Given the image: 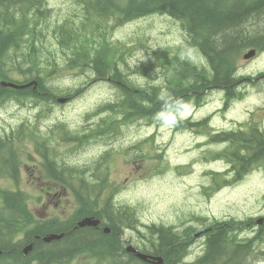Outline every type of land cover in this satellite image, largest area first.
Returning <instances> with one entry per match:
<instances>
[{
  "label": "trees",
  "instance_id": "1",
  "mask_svg": "<svg viewBox=\"0 0 264 264\" xmlns=\"http://www.w3.org/2000/svg\"><path fill=\"white\" fill-rule=\"evenodd\" d=\"M76 4L79 7L72 16L56 22L47 0H0V79H11V72L19 71L37 73L40 81L37 89L32 86L13 90L0 85V100L10 90L20 97L36 98L34 100L42 104L73 95L72 92L60 93L56 85H47L48 78L40 75L45 68L50 72V67L64 66L59 65L62 62L55 54L67 59L68 68L82 71L91 68L96 73L93 78L109 82L119 94L97 109L95 113L106 112L108 116L86 130L91 132L84 142L103 139L101 137L109 140L108 135L117 134L119 123L127 120L144 117L157 120L163 106L158 99L162 93L182 98L186 109L194 103L201 104L205 95L213 90L225 92L228 101L242 96L239 88L252 80V76L239 73L238 61L247 49H264V0H76ZM152 14H167L180 21L187 34L186 44L195 48L202 59L201 62L194 60L185 45L153 50V56L135 70L146 75L163 70V74L149 76L154 80L159 77L156 83L134 85L127 72L130 67L127 55L131 48L122 43L117 45L110 35L116 27ZM57 40L59 46L56 47ZM46 52L54 57L45 63L42 61ZM117 113L121 116L119 121L110 117ZM207 120L183 119L177 127L206 130ZM61 127L68 131L64 125ZM23 131L24 125L16 131L0 133V183L1 178L20 180L19 144L28 136ZM217 136L218 140L228 143V148L217 154L228 159L234 171L228 181L242 179L264 162V131L255 122ZM34 141L37 153L44 159L45 177L72 188L79 208L65 221L59 217L42 221L31 209L27 192L0 187V264H29L33 258H38L39 264H68L81 253L108 260V264H149L127 251L121 239L126 228L136 227L137 222L130 216L131 208L119 206L113 201V193H107L112 182L102 165L107 164L110 151L91 169L78 172L81 168L52 160L49 146ZM86 216L101 219L112 232L93 226L75 228L76 222ZM222 224L213 223L218 228L207 235L205 255L197 263L189 264H216L221 258V244L226 242V234L230 232V228ZM150 228L156 230L158 240L157 244L152 238L156 246L153 253L163 255L166 264H180L187 254L183 235L170 227ZM235 229L232 228L233 234ZM53 233L64 235L50 242L44 240ZM36 236L39 237L36 239ZM232 236V240H236L235 235ZM17 237L20 240L15 242ZM33 241V249L25 256L24 246ZM255 241L234 244L233 257L235 253L250 256Z\"/></svg>",
  "mask_w": 264,
  "mask_h": 264
},
{
  "label": "rangeland",
  "instance_id": "2",
  "mask_svg": "<svg viewBox=\"0 0 264 264\" xmlns=\"http://www.w3.org/2000/svg\"><path fill=\"white\" fill-rule=\"evenodd\" d=\"M47 5L52 8L56 22L72 16L79 7L76 0H47ZM110 38L117 45L122 43L131 48L127 55L130 66L127 72L134 85L156 83L160 78L154 80L149 76L163 74V70L148 75L135 70L153 56V50L185 45L194 60L201 62L202 59L195 48L186 44L187 34L180 21L167 14L128 21L116 27ZM243 55L238 61V71L251 75L252 80L240 86L242 96L228 101L225 92L213 90L205 95L201 104L190 105L184 113V119L193 121L208 118V129L167 128L157 120L144 117L120 124L117 134L108 135L109 140L101 137L103 139L89 142H84L85 137L80 139L83 128L105 116L95 111L100 105L116 99L119 91L102 79L89 84L96 76L91 68L82 71L56 66L50 72L45 68L40 75L48 78L47 85H56L60 93L78 92L66 103L42 104L35 101L36 98H19L11 90L0 100V133L16 131L24 125L23 134H28L19 144L22 160L19 182L1 178L0 187L27 192L31 209L38 219L59 217L65 221L79 208L76 197L69 186L62 187L45 177L40 165L42 157L36 151L34 140L49 146L52 160L81 168L78 172L91 169L110 151L107 164L102 165L112 182L107 193L114 192V199L120 206L132 207L130 216L137 222L136 227L122 233L128 240L126 245L131 243L141 250L153 251L156 246L152 238L157 244L158 240L156 230L150 227H170L182 237H194L180 261V264H189L204 251L205 238L195 237L192 230L202 226L201 218L237 222L233 224L236 235L242 240L254 238L257 222L264 215V162L243 179L225 183L231 175V165L225 157L217 156L228 148L227 142L218 140L221 132L246 128L252 122L264 131V49L249 59ZM13 75L21 80L27 77L19 73ZM58 124L67 125L77 137L64 142L63 133H54ZM253 248L249 257L246 254L236 263L242 260V264H264V237L256 239ZM107 261L81 253L68 264H108ZM29 264H39L38 258H33Z\"/></svg>",
  "mask_w": 264,
  "mask_h": 264
},
{
  "label": "flooded vegetation",
  "instance_id": "3",
  "mask_svg": "<svg viewBox=\"0 0 264 264\" xmlns=\"http://www.w3.org/2000/svg\"><path fill=\"white\" fill-rule=\"evenodd\" d=\"M214 222H217V221L213 220V222L210 225L211 226V230L209 231V233L214 232L218 228L217 226L213 225ZM220 223H223L222 225H224V226H228V227H231V228L234 227L233 226L234 223L231 222V221H223V222H220ZM257 224H258V230L256 231L257 234H256V236L254 238H251V239L246 238L245 240H242L241 237H239L237 240H232V236L230 234H226L227 235L226 236V242L224 244H221V247H220V248H222L223 255L216 262V264H229L228 261L230 263H232V264H240L242 262V260L240 262H238V263H236V262L241 259L243 254L235 253V257H233V254H234V253H232L233 245L237 244V243H241V244L244 245L250 240L254 241L256 239L264 237V215H262L260 217V219L257 222ZM226 232H227V230H226ZM206 241H207V238H206ZM231 241H234V242H231ZM190 242H191V240L185 241V239H184V243L189 244ZM232 243H233V245H232ZM204 247L207 248V243H206V245H204ZM253 247H255V243L253 244ZM253 250H254V248L252 249V252H253Z\"/></svg>",
  "mask_w": 264,
  "mask_h": 264
},
{
  "label": "clouds",
  "instance_id": "4",
  "mask_svg": "<svg viewBox=\"0 0 264 264\" xmlns=\"http://www.w3.org/2000/svg\"><path fill=\"white\" fill-rule=\"evenodd\" d=\"M158 99L163 102L162 110L157 114L158 122L167 128L177 126L185 118L186 102L168 93H162Z\"/></svg>",
  "mask_w": 264,
  "mask_h": 264
},
{
  "label": "water",
  "instance_id": "5",
  "mask_svg": "<svg viewBox=\"0 0 264 264\" xmlns=\"http://www.w3.org/2000/svg\"><path fill=\"white\" fill-rule=\"evenodd\" d=\"M257 50L256 49H252L250 50L248 53H246L244 55V57L246 59L252 58L256 55ZM34 82H31L29 84H23V85H16V84H6L3 83V85H9V86H13L16 88H20V87H27L29 85H32ZM67 99H59V101L65 102ZM100 223L99 219H95L92 217H86L83 220L79 221L78 226L84 227V226H97ZM61 236L58 235H53L49 238H45L46 241H51L52 239H59ZM33 245H29L25 252L27 253L30 249H32ZM127 250L129 252H132L134 255H136L137 257H139L140 259L144 260V261H148V262H152L154 264H164L163 258L161 256H155V255H150L144 252H141L140 250L136 249L133 245H130L127 247Z\"/></svg>",
  "mask_w": 264,
  "mask_h": 264
},
{
  "label": "bare ground",
  "instance_id": "6",
  "mask_svg": "<svg viewBox=\"0 0 264 264\" xmlns=\"http://www.w3.org/2000/svg\"><path fill=\"white\" fill-rule=\"evenodd\" d=\"M238 74H239V73H238ZM228 228H230V232H229V234H230V235H235L234 238L237 240V239L239 238V236L235 234V232H236L235 230H236V229L234 230L235 232H234V234H233V232H232V231H233L232 228H231V227H228ZM232 237H233V236H232Z\"/></svg>",
  "mask_w": 264,
  "mask_h": 264
}]
</instances>
